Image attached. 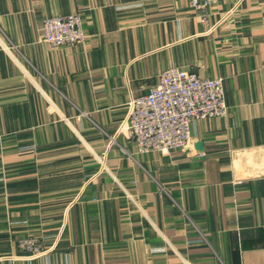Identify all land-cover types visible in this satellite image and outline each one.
<instances>
[{
  "label": "crops",
  "instance_id": "1",
  "mask_svg": "<svg viewBox=\"0 0 264 264\" xmlns=\"http://www.w3.org/2000/svg\"><path fill=\"white\" fill-rule=\"evenodd\" d=\"M71 14L83 44L41 41ZM170 67L221 78L227 116L139 153L119 125ZM0 264H264V0H0Z\"/></svg>",
  "mask_w": 264,
  "mask_h": 264
},
{
  "label": "built area",
  "instance_id": "2",
  "mask_svg": "<svg viewBox=\"0 0 264 264\" xmlns=\"http://www.w3.org/2000/svg\"><path fill=\"white\" fill-rule=\"evenodd\" d=\"M186 1L189 10L206 23L209 8L223 0ZM40 33L41 41L51 48L83 44L86 39L78 14L45 19ZM224 93L221 78H200L193 72L170 67L159 75L148 93L129 101L128 115L119 125V132L142 154L167 156L172 151H182L190 141L192 123L227 116ZM17 246L31 257L45 253L36 237L20 238Z\"/></svg>",
  "mask_w": 264,
  "mask_h": 264
},
{
  "label": "water",
  "instance_id": "3",
  "mask_svg": "<svg viewBox=\"0 0 264 264\" xmlns=\"http://www.w3.org/2000/svg\"><path fill=\"white\" fill-rule=\"evenodd\" d=\"M203 145H202V142H197L195 143V148L201 153L203 152Z\"/></svg>",
  "mask_w": 264,
  "mask_h": 264
},
{
  "label": "rangeland",
  "instance_id": "4",
  "mask_svg": "<svg viewBox=\"0 0 264 264\" xmlns=\"http://www.w3.org/2000/svg\"><path fill=\"white\" fill-rule=\"evenodd\" d=\"M85 41H86V39H85ZM71 47H73V46H71ZM66 48H70V47H66ZM23 238H28V237H23ZM16 247H17L18 251H20V249L18 248L17 244H16ZM28 256L31 257L30 255H28Z\"/></svg>",
  "mask_w": 264,
  "mask_h": 264
}]
</instances>
